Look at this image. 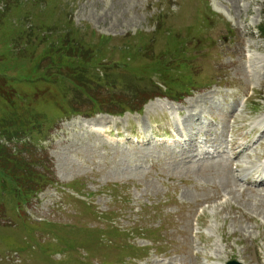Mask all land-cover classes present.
<instances>
[{
  "label": "rangeland",
  "instance_id": "374dc122",
  "mask_svg": "<svg viewBox=\"0 0 264 264\" xmlns=\"http://www.w3.org/2000/svg\"><path fill=\"white\" fill-rule=\"evenodd\" d=\"M235 2L0 0V149L32 170L0 171V264H264V85L236 49L264 47V0ZM183 132L189 159L152 138Z\"/></svg>",
  "mask_w": 264,
  "mask_h": 264
},
{
  "label": "bare ground",
  "instance_id": "6f19581e",
  "mask_svg": "<svg viewBox=\"0 0 264 264\" xmlns=\"http://www.w3.org/2000/svg\"><path fill=\"white\" fill-rule=\"evenodd\" d=\"M236 0H234V3H237V2H235ZM237 36H238V38H239V41H238V43L236 44L237 45V48L236 49H238V53L239 54H241V52L242 51H246V50H248V51H259L260 53H263L264 52V47L263 46H258V45H253L252 47H251V45L249 44V45H247L246 46V44H245V39H247V38H251V35H248L247 33H245V31H243V30H238L237 31ZM223 41L224 42H226V38L225 37H223ZM241 44H243L242 45V49L240 50V45ZM226 46L227 45H225L224 46V48H226ZM241 73L242 74H244V76L242 77L243 79L245 78V79H247V78H252L253 80L254 79H259V80H261L262 81V84L264 85V77L263 76H261L260 75V72L262 71V70H264V61L263 60H261V59H259L258 57H253V56H251V55H249V56H247L246 55V62L244 61L243 62V65L241 64ZM213 93V92H212ZM212 93H209V94H212ZM222 96V95H221ZM199 97H201V96H198L197 98H199ZM197 98L195 99V100H193L192 102H187V103H189L188 105H187V107L186 108H188V109H191V111L192 112H194L193 114H191L190 116H188L187 117V120H192L193 118H195L198 114H197V110L199 109V107H197L196 108V105H197V103L199 102L198 100H197ZM206 99H207V97H206ZM200 100V99H199ZM202 104H203V102H202ZM153 105H156V103H154V104H151V106H153ZM202 106V105H201ZM201 106H200V108H201ZM148 109V107H146V110ZM183 109H185V105H184V107H183ZM181 114L182 115H184V112H181ZM227 115H230V114H227ZM214 117V119H216V120H218V121H222V122H224L223 120V117H228V116H213ZM231 118H233V122H235L236 120H237V118H235L234 116H230L228 119H227V121H226V123L228 124V122L230 121L229 119H231ZM97 124L99 123V124H102V123H107V124H109V123H116L117 121L116 120H113V119H111V118H108V117H98V118H96V120H94ZM225 123V124H226ZM82 125H84L83 123H82ZM257 132V129H254L253 130V133L255 134ZM251 135V134H250ZM250 135H248L247 137H245V139H248L249 137H250ZM194 137H189L188 138V140L189 139H193ZM251 146H250V144H246V145H238L237 144V142L236 141H234V142H232L231 143V149L233 150V155H232V160L233 159H237V158H239L243 153H245L249 148H250ZM193 151V150H192ZM193 156V154L191 153V151L190 150H182V155L184 156V159H189V158H191V155ZM221 159H223V158H221ZM220 159V160H221ZM224 160V159H223ZM230 161L231 160H228V163H227V166L229 167L231 164H230ZM216 163H218V165H217V167H218V171L217 172H220L221 173V170H222V168L224 167L223 166V161H221V162H219V161H217ZM241 172H242V170H241ZM233 178L235 179V180H237L238 178H239V175H233ZM263 179H264V177H263ZM264 184V180L262 181V182H260L259 184H257V186H262Z\"/></svg>",
  "mask_w": 264,
  "mask_h": 264
},
{
  "label": "water",
  "instance_id": "95a60500",
  "mask_svg": "<svg viewBox=\"0 0 264 264\" xmlns=\"http://www.w3.org/2000/svg\"><path fill=\"white\" fill-rule=\"evenodd\" d=\"M227 264H241V263H239V262H235V261H231V262H229V263H227Z\"/></svg>",
  "mask_w": 264,
  "mask_h": 264
},
{
  "label": "trees",
  "instance_id": "16d2710c",
  "mask_svg": "<svg viewBox=\"0 0 264 264\" xmlns=\"http://www.w3.org/2000/svg\"><path fill=\"white\" fill-rule=\"evenodd\" d=\"M28 171H30V170H28Z\"/></svg>",
  "mask_w": 264,
  "mask_h": 264
}]
</instances>
